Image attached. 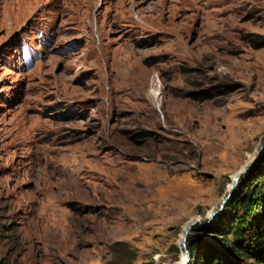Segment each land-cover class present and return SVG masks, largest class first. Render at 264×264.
Listing matches in <instances>:
<instances>
[{"label": "rangeland", "instance_id": "1", "mask_svg": "<svg viewBox=\"0 0 264 264\" xmlns=\"http://www.w3.org/2000/svg\"><path fill=\"white\" fill-rule=\"evenodd\" d=\"M262 42L264 0H0V264H184L264 180Z\"/></svg>", "mask_w": 264, "mask_h": 264}, {"label": "trees", "instance_id": "2", "mask_svg": "<svg viewBox=\"0 0 264 264\" xmlns=\"http://www.w3.org/2000/svg\"><path fill=\"white\" fill-rule=\"evenodd\" d=\"M262 46L264 42L255 47ZM263 159L264 157L261 160ZM257 167L255 165L241 176L234 192L223 209L214 216V220L224 216L229 222L228 235L232 236V242L230 244L228 239H225L226 248L264 264V180L251 181ZM257 186L260 188L255 190ZM199 229L203 230L202 227H193L191 232L199 231ZM214 230L213 228V232ZM186 245L192 256L189 264H196L198 256H208V259L212 257L205 260L208 264H225V260L216 253L218 252L216 248L202 237L197 238L189 234Z\"/></svg>", "mask_w": 264, "mask_h": 264}, {"label": "water", "instance_id": "3", "mask_svg": "<svg viewBox=\"0 0 264 264\" xmlns=\"http://www.w3.org/2000/svg\"><path fill=\"white\" fill-rule=\"evenodd\" d=\"M258 155H259V154H258ZM258 155H257V157H258ZM255 161H256V160H253V161H252L250 164H248V165H247L242 171H240V172L238 173V175L236 176V179H235L233 185L231 186V188L226 192V194H225L224 197L222 198L221 202H220L219 205H218V208L215 209V210L210 214V216H209L208 218H206V220H205L204 222H201L200 220H192V221H190V222L187 224L186 229H185V231H184L183 240H182V246H183V248H184V250H185V254H186V258H185L186 261H185V264H188V260H189V252H188V250H187V248H186V241H187V237H188V235L190 234L192 228H193L195 225H198V226H200V227H204V226H206L207 224H209V223L212 222L214 216H215L217 213H219V212L223 209L225 203L227 202V200L230 198V196H231L232 193L234 192V190H235V188H236V186H237V184H238L239 179L241 178V176L245 175V174H246V173H247V172H248V171L254 166Z\"/></svg>", "mask_w": 264, "mask_h": 264}, {"label": "bare ground", "instance_id": "4", "mask_svg": "<svg viewBox=\"0 0 264 264\" xmlns=\"http://www.w3.org/2000/svg\"><path fill=\"white\" fill-rule=\"evenodd\" d=\"M237 175H238V174H237ZM237 175H236V176H237ZM235 179H236V177H235ZM213 211H214V210H213ZM213 211H212V212H213ZM191 221H192V220H191ZM189 222H190V221H189ZM189 222H188V223H189ZM188 223H187V224H188ZM187 224H186V226H187ZM185 229H186V228H185ZM185 261H186V260H185ZM184 264H185V263H184Z\"/></svg>", "mask_w": 264, "mask_h": 264}]
</instances>
